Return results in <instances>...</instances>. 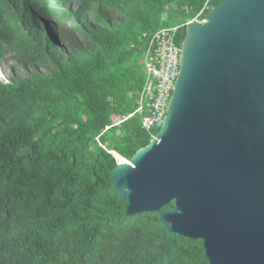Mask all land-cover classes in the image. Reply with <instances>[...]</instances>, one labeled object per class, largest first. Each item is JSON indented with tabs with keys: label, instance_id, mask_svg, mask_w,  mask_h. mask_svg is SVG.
Listing matches in <instances>:
<instances>
[{
	"label": "trees",
	"instance_id": "trees-1",
	"mask_svg": "<svg viewBox=\"0 0 264 264\" xmlns=\"http://www.w3.org/2000/svg\"><path fill=\"white\" fill-rule=\"evenodd\" d=\"M220 1L0 0L20 68L0 78V264H207L157 212L127 217L111 171L160 129L137 111L152 35L181 43Z\"/></svg>",
	"mask_w": 264,
	"mask_h": 264
},
{
	"label": "water",
	"instance_id": "water-1",
	"mask_svg": "<svg viewBox=\"0 0 264 264\" xmlns=\"http://www.w3.org/2000/svg\"><path fill=\"white\" fill-rule=\"evenodd\" d=\"M185 32L160 129L112 188L127 217L201 239L207 264H264V0H221Z\"/></svg>",
	"mask_w": 264,
	"mask_h": 264
},
{
	"label": "built area",
	"instance_id": "built-area-1",
	"mask_svg": "<svg viewBox=\"0 0 264 264\" xmlns=\"http://www.w3.org/2000/svg\"><path fill=\"white\" fill-rule=\"evenodd\" d=\"M177 35L178 26L161 28L152 35L140 60L146 78L139 94L137 111L147 131L161 126L179 73L181 43L177 42Z\"/></svg>",
	"mask_w": 264,
	"mask_h": 264
},
{
	"label": "rangeland",
	"instance_id": "rangeland-1",
	"mask_svg": "<svg viewBox=\"0 0 264 264\" xmlns=\"http://www.w3.org/2000/svg\"><path fill=\"white\" fill-rule=\"evenodd\" d=\"M19 59L16 56L7 55L6 58L0 64V78L5 79L7 74L10 73L12 68L14 67L16 70H20L17 67Z\"/></svg>",
	"mask_w": 264,
	"mask_h": 264
},
{
	"label": "clouds",
	"instance_id": "clouds-1",
	"mask_svg": "<svg viewBox=\"0 0 264 264\" xmlns=\"http://www.w3.org/2000/svg\"><path fill=\"white\" fill-rule=\"evenodd\" d=\"M188 23V22H187Z\"/></svg>",
	"mask_w": 264,
	"mask_h": 264
}]
</instances>
